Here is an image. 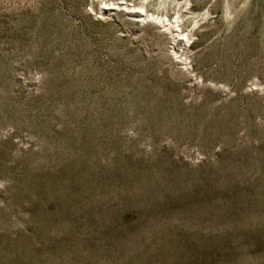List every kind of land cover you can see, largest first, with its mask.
Returning a JSON list of instances; mask_svg holds the SVG:
<instances>
[{
    "label": "rangeland",
    "instance_id": "1",
    "mask_svg": "<svg viewBox=\"0 0 264 264\" xmlns=\"http://www.w3.org/2000/svg\"><path fill=\"white\" fill-rule=\"evenodd\" d=\"M0 264H264V0H0Z\"/></svg>",
    "mask_w": 264,
    "mask_h": 264
}]
</instances>
